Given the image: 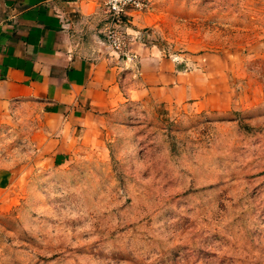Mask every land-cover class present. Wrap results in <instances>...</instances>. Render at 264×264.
Segmentation results:
<instances>
[{
  "label": "rangeland",
  "instance_id": "rangeland-1",
  "mask_svg": "<svg viewBox=\"0 0 264 264\" xmlns=\"http://www.w3.org/2000/svg\"><path fill=\"white\" fill-rule=\"evenodd\" d=\"M149 2L153 41L217 93L127 87L63 163L38 102L0 101V264H264V0Z\"/></svg>",
  "mask_w": 264,
  "mask_h": 264
},
{
  "label": "crops",
  "instance_id": "crops-1",
  "mask_svg": "<svg viewBox=\"0 0 264 264\" xmlns=\"http://www.w3.org/2000/svg\"><path fill=\"white\" fill-rule=\"evenodd\" d=\"M104 1L0 0V101L26 97L41 105L50 128L44 149H56L54 163L67 159L127 87L198 106L217 93V73L205 58L168 55L153 41L148 12H130L138 37L129 50L111 48L102 33Z\"/></svg>",
  "mask_w": 264,
  "mask_h": 264
},
{
  "label": "built area",
  "instance_id": "built-area-1",
  "mask_svg": "<svg viewBox=\"0 0 264 264\" xmlns=\"http://www.w3.org/2000/svg\"><path fill=\"white\" fill-rule=\"evenodd\" d=\"M149 0H105L104 30L107 43L116 51L129 50L133 38L138 37L134 28L131 11H145Z\"/></svg>",
  "mask_w": 264,
  "mask_h": 264
}]
</instances>
